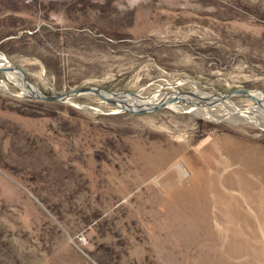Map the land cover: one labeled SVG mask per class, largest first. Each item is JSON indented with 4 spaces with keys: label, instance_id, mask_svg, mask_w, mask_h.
<instances>
[{
    "label": "rangeland",
    "instance_id": "obj_1",
    "mask_svg": "<svg viewBox=\"0 0 264 264\" xmlns=\"http://www.w3.org/2000/svg\"><path fill=\"white\" fill-rule=\"evenodd\" d=\"M85 86L137 95L40 98ZM234 89L264 98V0H0V264H264Z\"/></svg>",
    "mask_w": 264,
    "mask_h": 264
},
{
    "label": "water",
    "instance_id": "obj_2",
    "mask_svg": "<svg viewBox=\"0 0 264 264\" xmlns=\"http://www.w3.org/2000/svg\"><path fill=\"white\" fill-rule=\"evenodd\" d=\"M1 69H3V70H11V69H16V68L13 67V66H10V67L1 68ZM23 81H24V88H25V90L28 93H30V91L28 90V88L26 86V81H25L24 78H23ZM78 92H93L96 95H98L99 97H102L104 100L108 101L109 103L116 104V102H115L114 99L104 98L102 92H100V89L99 88H96V87H92V86L77 87V88H73V89L64 91V92L59 93V94H55V95L40 96V98H46V99H61V98H64V97H66L68 95H71V94H74V93H78ZM237 93H241V94H243V95L251 98L255 103H259V99L256 98V97H254V96H252V94L250 93V90L234 89V90H231V91L226 92L224 94V96H230V95L237 94ZM176 94H178V93H176ZM189 94H190V96L193 95L194 97H196L200 101H204V97L195 95L192 92H189ZM178 100H182L184 102H187V101L184 100V98H180V97L174 95L173 97H170L168 100H165V101L159 103L158 105L151 106L149 109H154V108H157V107H161V106H164L166 104H169L171 102L178 101ZM131 111H133V110H131Z\"/></svg>",
    "mask_w": 264,
    "mask_h": 264
},
{
    "label": "bare ground",
    "instance_id": "obj_3",
    "mask_svg": "<svg viewBox=\"0 0 264 264\" xmlns=\"http://www.w3.org/2000/svg\"><path fill=\"white\" fill-rule=\"evenodd\" d=\"M6 74H13V75H15V76H19V79H21L22 78V74H21V72L19 71V70H10L9 72H6ZM19 86H21L23 89H24V81H21L20 82V85ZM250 93L252 94V96H254L255 97V95H257L258 93L257 92H255V91H250ZM103 95L107 98V99H114L115 101H116V105L117 106H120L122 109H124V110H128L129 111V109H130V107L128 106V104L123 100L125 97L124 96H126V95H130V96H133V97H135L137 94H130V93H128V94H126V93H107V92H103ZM183 94H179L178 95V97H181ZM185 95H187V96H190L189 94H185ZM221 96L222 97H224V95H222L221 94ZM264 99L262 98V101H259V103H255L256 105H259L260 103H264V101H263ZM189 102V101H188ZM158 105V104H157ZM169 105V104H168ZM155 106V105H154ZM173 107L174 108H177L175 105H173Z\"/></svg>",
    "mask_w": 264,
    "mask_h": 264
}]
</instances>
